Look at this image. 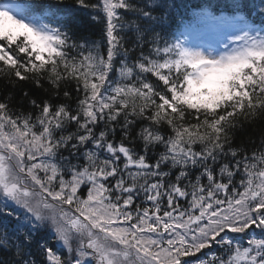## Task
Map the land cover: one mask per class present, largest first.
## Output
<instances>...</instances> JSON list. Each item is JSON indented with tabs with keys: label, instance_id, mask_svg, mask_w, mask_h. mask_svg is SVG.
Returning <instances> with one entry per match:
<instances>
[{
	"label": "snow or ice",
	"instance_id": "6c2138e0",
	"mask_svg": "<svg viewBox=\"0 0 264 264\" xmlns=\"http://www.w3.org/2000/svg\"><path fill=\"white\" fill-rule=\"evenodd\" d=\"M0 80V264H264V0H0Z\"/></svg>",
	"mask_w": 264,
	"mask_h": 264
},
{
	"label": "trees",
	"instance_id": "16d2710c",
	"mask_svg": "<svg viewBox=\"0 0 264 264\" xmlns=\"http://www.w3.org/2000/svg\"><path fill=\"white\" fill-rule=\"evenodd\" d=\"M92 33L93 39L99 38V32L96 29H90L89 30ZM21 89H28L31 90L30 83H21L16 89L9 88L4 85V82L0 80V97H2L4 94L8 92L14 93V102L19 99V93ZM262 126L257 124L254 128L252 127H246L245 132L238 135L237 140H244L247 141L249 138L255 139L257 141V144L259 143V136H260V128ZM248 147L251 148L253 145L248 144Z\"/></svg>",
	"mask_w": 264,
	"mask_h": 264
}]
</instances>
